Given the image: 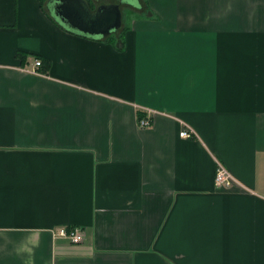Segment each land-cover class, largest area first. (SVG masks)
<instances>
[{
    "label": "crops",
    "instance_id": "obj_1",
    "mask_svg": "<svg viewBox=\"0 0 264 264\" xmlns=\"http://www.w3.org/2000/svg\"><path fill=\"white\" fill-rule=\"evenodd\" d=\"M50 1L0 0V264H264V0H138L116 43Z\"/></svg>",
    "mask_w": 264,
    "mask_h": 264
},
{
    "label": "water",
    "instance_id": "obj_2",
    "mask_svg": "<svg viewBox=\"0 0 264 264\" xmlns=\"http://www.w3.org/2000/svg\"><path fill=\"white\" fill-rule=\"evenodd\" d=\"M119 1L140 7L138 0ZM50 7L57 19L70 30L92 37H106L122 26L119 3L102 4L92 10L87 0H54Z\"/></svg>",
    "mask_w": 264,
    "mask_h": 264
},
{
    "label": "built area",
    "instance_id": "obj_3",
    "mask_svg": "<svg viewBox=\"0 0 264 264\" xmlns=\"http://www.w3.org/2000/svg\"><path fill=\"white\" fill-rule=\"evenodd\" d=\"M41 59L35 60V67L40 68L42 66ZM153 123L152 116L147 114L139 118V126L142 128L150 127ZM193 131H189L188 129H183L181 131L182 137H191L193 136ZM237 180L233 177L231 171L220 161L217 160V167L215 172V183L219 188L230 189L235 184H237ZM59 234L61 236H65L71 240L72 243L78 244L84 240L85 232L82 228L79 227H68L62 228L59 230Z\"/></svg>",
    "mask_w": 264,
    "mask_h": 264
},
{
    "label": "trees",
    "instance_id": "obj_4",
    "mask_svg": "<svg viewBox=\"0 0 264 264\" xmlns=\"http://www.w3.org/2000/svg\"><path fill=\"white\" fill-rule=\"evenodd\" d=\"M88 1V3H89V5H90V7H91V9L92 10H96V9H94L95 8V6H94V4H93V2L91 1V0H87ZM60 22V21H59ZM60 24L62 25V26H64V27H67L68 29H69V27L68 26H66V25H64L63 23H61L60 22ZM127 28H120V29H118V30H116V31H113L110 35H108V36H106V37H100V36H94V37H92V36H90V35H86V34H83V33H80V32H77V31H73L74 33H76V34H78V35H80V36H85V37H90V38H98L99 40H105L106 42H109V43H116V42H112V41H114V38H116V36L119 34V32L121 31V33L119 34V36L122 34V31L123 30H126ZM45 68H46V65H43L42 66V70H45ZM146 114H144L143 112H139V118H142V117H144ZM84 230V229H83Z\"/></svg>",
    "mask_w": 264,
    "mask_h": 264
},
{
    "label": "rangeland",
    "instance_id": "obj_5",
    "mask_svg": "<svg viewBox=\"0 0 264 264\" xmlns=\"http://www.w3.org/2000/svg\"><path fill=\"white\" fill-rule=\"evenodd\" d=\"M52 1H50L49 5H51ZM121 10H122V14H123V20H122L123 21L122 27H123L124 25H128L129 20L134 16L135 10L132 9L131 5H128V4L123 5Z\"/></svg>",
    "mask_w": 264,
    "mask_h": 264
}]
</instances>
